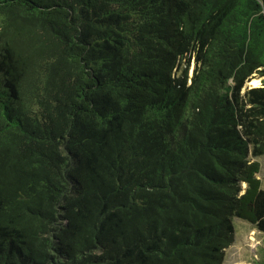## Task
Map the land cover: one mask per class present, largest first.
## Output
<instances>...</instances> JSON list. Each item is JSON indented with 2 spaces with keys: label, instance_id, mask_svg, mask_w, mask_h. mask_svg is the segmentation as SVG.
Instances as JSON below:
<instances>
[{
  "label": "trees",
  "instance_id": "16d2710c",
  "mask_svg": "<svg viewBox=\"0 0 264 264\" xmlns=\"http://www.w3.org/2000/svg\"><path fill=\"white\" fill-rule=\"evenodd\" d=\"M262 156L264 0H0V264H225Z\"/></svg>",
  "mask_w": 264,
  "mask_h": 264
},
{
  "label": "rangeland",
  "instance_id": "374dc122",
  "mask_svg": "<svg viewBox=\"0 0 264 264\" xmlns=\"http://www.w3.org/2000/svg\"><path fill=\"white\" fill-rule=\"evenodd\" d=\"M248 85L261 86V79L254 77ZM261 163L259 178L264 189V156L258 158ZM235 243L227 250L225 264H264V234L250 227L248 222L235 220Z\"/></svg>",
  "mask_w": 264,
  "mask_h": 264
},
{
  "label": "crops",
  "instance_id": "0c3cea01",
  "mask_svg": "<svg viewBox=\"0 0 264 264\" xmlns=\"http://www.w3.org/2000/svg\"><path fill=\"white\" fill-rule=\"evenodd\" d=\"M257 230V229H256ZM258 231V230H257ZM259 232V231H258ZM261 233V232H260ZM237 234V233H236ZM236 239H237V236H236ZM236 241V240H235Z\"/></svg>",
  "mask_w": 264,
  "mask_h": 264
}]
</instances>
